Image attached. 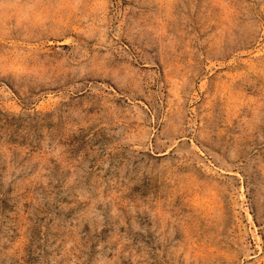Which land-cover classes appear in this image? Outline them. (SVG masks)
I'll use <instances>...</instances> for the list:
<instances>
[{
	"label": "rangeland",
	"instance_id": "374dc122",
	"mask_svg": "<svg viewBox=\"0 0 264 264\" xmlns=\"http://www.w3.org/2000/svg\"><path fill=\"white\" fill-rule=\"evenodd\" d=\"M0 264H264V0H0Z\"/></svg>",
	"mask_w": 264,
	"mask_h": 264
}]
</instances>
